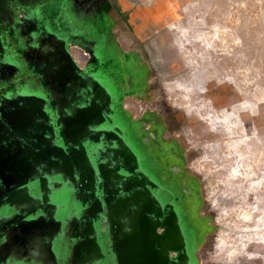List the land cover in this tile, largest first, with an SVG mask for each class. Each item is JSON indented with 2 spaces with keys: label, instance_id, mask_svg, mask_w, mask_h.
<instances>
[{
  "label": "flooded vegetation",
  "instance_id": "flooded-vegetation-1",
  "mask_svg": "<svg viewBox=\"0 0 264 264\" xmlns=\"http://www.w3.org/2000/svg\"><path fill=\"white\" fill-rule=\"evenodd\" d=\"M104 1L0 0V144L5 141L7 165L22 169L13 202L30 200L36 218L46 220L37 211L41 196L51 198L47 209L55 218L67 187L54 182L45 120L61 114L75 141L78 124L97 123L96 137L108 140L107 155L132 187L127 215L94 238L88 254L66 259L38 225L5 233L0 248L20 235L23 264H204L199 252L212 228L201 212L198 181L150 106L143 69L123 49Z\"/></svg>",
  "mask_w": 264,
  "mask_h": 264
},
{
  "label": "rangeland",
  "instance_id": "rangeland-1",
  "mask_svg": "<svg viewBox=\"0 0 264 264\" xmlns=\"http://www.w3.org/2000/svg\"><path fill=\"white\" fill-rule=\"evenodd\" d=\"M126 1L120 43L146 61L212 228L201 261L264 264V0Z\"/></svg>",
  "mask_w": 264,
  "mask_h": 264
},
{
  "label": "water",
  "instance_id": "water-1",
  "mask_svg": "<svg viewBox=\"0 0 264 264\" xmlns=\"http://www.w3.org/2000/svg\"><path fill=\"white\" fill-rule=\"evenodd\" d=\"M4 118L10 126L12 118ZM63 120L55 112L45 120L48 125L45 137L53 141L47 154L55 159V165L50 167L56 175L54 182L67 187L66 194L56 203L61 206L58 217H52L47 209L51 206L48 195L41 196L37 210L46 215V220L41 215L36 218L30 200L23 206L15 205L13 190L18 187L16 179L21 175L17 173L22 169L7 165L5 141L0 144V239L5 233L38 225L43 228L44 240L55 243L67 259L75 252L88 254L94 238L100 239L114 230V222L127 215L126 201L131 197L132 187L122 166L112 163L114 158L107 155L108 140L96 137L97 123L78 124L75 141L64 132ZM39 188L43 190L45 186Z\"/></svg>",
  "mask_w": 264,
  "mask_h": 264
},
{
  "label": "crops",
  "instance_id": "crops-1",
  "mask_svg": "<svg viewBox=\"0 0 264 264\" xmlns=\"http://www.w3.org/2000/svg\"><path fill=\"white\" fill-rule=\"evenodd\" d=\"M128 5L130 4L126 0H105L104 1V6H103L104 11L107 15L111 16L115 20V23L117 24V28H118L117 29L118 34L120 30L124 31V29L127 26V23H126L127 22L126 20L127 12L125 10L127 9ZM118 38L120 39V36ZM123 49L126 51L135 52V48H132V49L123 48ZM135 55L137 58L138 66L143 69L144 79H146L145 82L147 85L146 91H148V95H150V92H151L150 81L147 77L148 69H147L146 61L140 56L139 53H136ZM160 119L164 123L163 118L160 117ZM7 242L8 244L6 245V247L0 248V262L6 261V263L8 264L9 262L12 261V263L14 262V264H23L24 258L26 256V253L24 251L27 248L25 249V247L23 246L25 245V243H20V235H18V237L16 236L12 238L10 237ZM34 263L40 264L42 262L41 260H39V262L35 260Z\"/></svg>",
  "mask_w": 264,
  "mask_h": 264
},
{
  "label": "bare ground",
  "instance_id": "bare-ground-1",
  "mask_svg": "<svg viewBox=\"0 0 264 264\" xmlns=\"http://www.w3.org/2000/svg\"><path fill=\"white\" fill-rule=\"evenodd\" d=\"M244 136V135H243Z\"/></svg>",
  "mask_w": 264,
  "mask_h": 264
}]
</instances>
